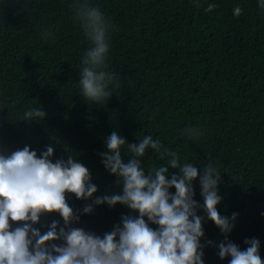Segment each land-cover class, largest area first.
Wrapping results in <instances>:
<instances>
[{
	"label": "trees",
	"instance_id": "obj_1",
	"mask_svg": "<svg viewBox=\"0 0 264 264\" xmlns=\"http://www.w3.org/2000/svg\"><path fill=\"white\" fill-rule=\"evenodd\" d=\"M212 2L217 7L205 12ZM89 6L110 21L107 65L120 84L102 105L78 90L91 42L77 9ZM30 106H41L44 119L22 120ZM188 127L200 129L195 141ZM113 130L133 144L151 134L181 163L215 162L218 212L237 214L228 238L241 249L245 238H258L264 260V10L257 0H0V150L28 145L39 156L51 145L53 162L72 154L90 170L94 196L112 194L120 185L98 153ZM141 159L146 169L166 162L151 150ZM194 188L203 204L198 181ZM66 202L80 215L71 226L101 237L122 215L136 214L120 204L84 214L86 201L74 193ZM198 214L205 264H228L230 257L221 260L206 243L223 235L202 209ZM53 219L63 224L45 213L35 227L43 233Z\"/></svg>",
	"mask_w": 264,
	"mask_h": 264
},
{
	"label": "clouds",
	"instance_id": "obj_2",
	"mask_svg": "<svg viewBox=\"0 0 264 264\" xmlns=\"http://www.w3.org/2000/svg\"><path fill=\"white\" fill-rule=\"evenodd\" d=\"M193 2L198 4L199 0ZM257 4L264 10V0H257ZM216 7L215 2L208 3L204 11ZM232 11L239 16L242 9L237 5ZM77 15L91 42L82 58L79 94L85 101L102 105L120 86L107 65L111 24L94 6L77 9ZM45 115L41 106H30L21 119L41 121ZM185 132L192 141L201 135L197 127H188ZM104 146L106 150L98 153L100 162L115 177L120 191L96 196L98 188L90 170L75 155L53 162L51 145L39 156L28 145L0 150V264H205L204 217L198 209L224 237L218 242L206 241L215 244L221 260L230 257L228 264H264L258 238H245L243 249L228 238L237 214L218 212L221 172L215 162L181 163L177 152L151 134L133 144L113 130L105 137ZM148 150L166 162L146 169L141 158ZM125 152L131 155L126 158ZM196 181L203 204L195 199ZM173 188L174 192L170 191ZM66 193L86 201L81 210L84 214L92 213L96 206L112 208L117 204L136 214L122 215L101 237L71 226L80 215L66 202ZM45 213H57L63 224L53 219L41 233L35 225ZM10 221L22 223L13 226Z\"/></svg>",
	"mask_w": 264,
	"mask_h": 264
}]
</instances>
